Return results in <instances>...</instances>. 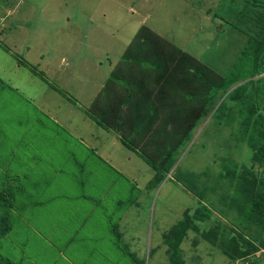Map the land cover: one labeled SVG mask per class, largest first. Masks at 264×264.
Instances as JSON below:
<instances>
[{"label": "rangeland", "instance_id": "rangeland-1", "mask_svg": "<svg viewBox=\"0 0 264 264\" xmlns=\"http://www.w3.org/2000/svg\"><path fill=\"white\" fill-rule=\"evenodd\" d=\"M252 3L253 0H0V79L11 87L1 89L7 99L0 96V103L8 104L10 112L18 108L9 124H5L9 118H0V128H5L3 135L18 134L26 142L24 133L32 127L34 132L28 137L44 157L43 163L48 165L46 160H50L63 171L75 170L71 164L74 155L84 159L85 168L92 173L88 177L92 184L82 190L72 173L65 171L49 191L67 189L70 195L78 196L88 189V195L96 194V209L91 216H78L88 200L74 197L67 203H53L69 206L64 217L58 211L47 218L43 210L40 216L35 213L31 217L35 227L38 223L37 230L23 234L21 226L14 227L12 239H3L7 240L0 250L3 260L20 259L21 264H164L166 245L162 233L181 219L184 211L191 214L198 202L208 205L213 216L229 225L227 219L232 216L218 210V195L206 192L200 198L196 190L200 191V183L208 177L212 179L216 165L242 152L234 143L233 128L207 118L193 136H198L200 143L195 138L194 143L182 149L178 168L202 176L197 177L200 183H194L195 190L188 191L187 186L167 176L149 187L150 167L136 153L119 145L117 150L109 148L119 154L110 151L107 160L105 153L96 152L93 143L99 127L84 115L82 108L100 88L108 68L141 24L226 74L249 34L260 32L257 26L250 27L255 11ZM31 66L66 91L77 105L33 75L28 70ZM21 101L23 107L34 105L33 110L23 115L18 104ZM35 133L41 139L37 140ZM2 161L0 169L4 171ZM15 163L19 164L10 162ZM202 171L206 175L200 174ZM39 172L35 174L38 179ZM197 179L194 177L193 182ZM206 184L209 188L211 182ZM114 225L122 232L119 239L111 230ZM179 246L183 264L226 262L225 256L194 231L188 230ZM20 251L29 256L22 259Z\"/></svg>", "mask_w": 264, "mask_h": 264}, {"label": "trees", "instance_id": "trees-1", "mask_svg": "<svg viewBox=\"0 0 264 264\" xmlns=\"http://www.w3.org/2000/svg\"><path fill=\"white\" fill-rule=\"evenodd\" d=\"M251 7L255 11L250 27L257 26L260 32L249 34L226 74L217 72L141 24L108 68L100 88L82 108L91 121L115 134L127 150L136 153L150 167L149 187L156 186L167 176L182 187L187 186L188 191L195 190L194 183H200L198 179L202 176L178 168L182 149L194 143L195 138L198 142V136H193L207 118L235 130L234 143L242 152L227 156L226 163L222 161L215 166L210 175L212 179L207 178L211 182L209 188L205 181L200 183L203 185L200 191L196 190L200 198L206 192L217 194L218 205H221L218 210L225 211L232 220L227 219L229 225L224 224L211 214L208 205L200 202L191 214L184 211L183 217L162 233L166 245L164 264L184 263L179 244L188 230L225 256L226 262L222 264H264V1L253 0ZM28 70L76 104L74 98L50 82L43 72L34 66ZM3 88L11 87L0 79V96L7 99ZM2 104L0 118H9L5 122L9 124L18 108L10 112L6 109L8 104ZM18 104L23 115L33 110L23 107V101ZM4 129L0 128V161L4 160L5 164V170L0 169V250L7 241L3 239H12L14 227L21 226L23 234L37 230L38 223L35 227L31 218L35 213L40 216L45 210L48 218V214L55 215L59 211L64 217L69 206L54 205V202L67 203L79 197L88 203L80 207L78 216L84 218L93 214L96 194L88 195V189L78 196L70 195L67 189L49 191L52 184L58 182L57 177L67 171L82 190L92 184L88 179L92 173L85 168L84 159L74 155L71 164L75 170L66 172L50 160H46L48 165H45L37 145L28 137L34 132L32 127L24 133L26 142L18 134L4 136ZM36 139L41 137L36 134ZM12 160L19 164L11 165ZM37 172L40 180L35 176ZM200 174L206 175L205 171ZM194 177H198L196 182H193ZM220 189H223L221 194ZM48 205L53 206L47 211ZM199 223L207 225L201 227ZM111 230L117 239L122 237L117 225L111 226ZM22 251L19 253L22 259L29 256ZM0 258L1 264H21L20 259L12 262L10 258Z\"/></svg>", "mask_w": 264, "mask_h": 264}, {"label": "crops", "instance_id": "crops-1", "mask_svg": "<svg viewBox=\"0 0 264 264\" xmlns=\"http://www.w3.org/2000/svg\"><path fill=\"white\" fill-rule=\"evenodd\" d=\"M41 101H43L41 99ZM40 101V102H41ZM39 102V103H40ZM5 105V104H2V106ZM33 108H34V105H32ZM36 109V108H35ZM34 109V110H35ZM38 110V109H37ZM38 111H41L40 109ZM17 114V112H14V115ZM85 115V114H84ZM86 116V115H85ZM13 117V116H12ZM11 117V118H12ZM7 118V117H6ZM18 123V122H17ZM96 127H99L97 124H96ZM89 131H87L88 133ZM87 133H84L83 137L85 138ZM38 135V134H37ZM39 136V135H38ZM40 137V136H39ZM90 139H92V137L90 136L89 137ZM89 145H92V144H89ZM93 145L95 146L96 148V152H98L99 154L102 153H105V156L104 158H106L107 160H109V157H110V151H114V150H109V148H112V149H118L119 145L120 147L122 146L121 142L119 141L118 137L113 134L112 132L110 131H106L104 130L103 128L99 127V128H96V141L94 140V143ZM124 147V146H122ZM14 148V146H13ZM121 150V148H120ZM127 150V149H126ZM128 152H131L130 150H127ZM115 153H118L117 151H114ZM122 151H120L121 153ZM119 154V153H118ZM123 154H124V151H123ZM128 157H130V155H128ZM105 160V159H104ZM121 160H125V159H121ZM111 162V161H110Z\"/></svg>", "mask_w": 264, "mask_h": 264}]
</instances>
